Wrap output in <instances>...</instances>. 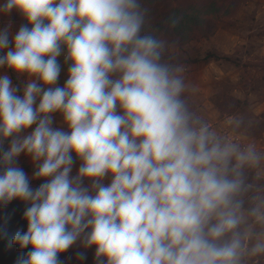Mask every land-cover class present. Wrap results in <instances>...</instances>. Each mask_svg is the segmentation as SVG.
I'll list each match as a JSON object with an SVG mask.
<instances>
[{
    "label": "clouds",
    "instance_id": "obj_1",
    "mask_svg": "<svg viewBox=\"0 0 264 264\" xmlns=\"http://www.w3.org/2000/svg\"><path fill=\"white\" fill-rule=\"evenodd\" d=\"M0 12L24 21L0 29V204L25 203L12 243L29 249L16 264H63L77 245L95 264L264 255V195L249 179L264 152L191 108L141 0H4Z\"/></svg>",
    "mask_w": 264,
    "mask_h": 264
},
{
    "label": "rangeland",
    "instance_id": "obj_2",
    "mask_svg": "<svg viewBox=\"0 0 264 264\" xmlns=\"http://www.w3.org/2000/svg\"><path fill=\"white\" fill-rule=\"evenodd\" d=\"M3 2L0 0V4ZM141 3L147 9L145 32L165 41L164 56L173 54L182 58L180 65L185 68L187 85L185 98L191 108L242 143H253L264 152V0H141ZM13 14L0 12V29L10 26L11 32L16 31L10 22ZM192 15L213 20L215 30L208 39L193 37L198 30L190 21ZM168 18L179 19L185 33L182 46L171 45ZM3 71L6 70H0ZM65 71L62 65L58 82L61 86ZM9 74L14 82H23L16 81L15 74ZM229 118L241 120L239 128L228 125ZM18 164L31 177L30 159L22 155ZM249 179L255 186L250 195H264V163L261 169L249 171ZM31 183L35 188L40 181ZM25 208L20 200L0 204V264H16L18 257L29 251L27 248L20 251L18 245L8 248L9 234L27 230ZM77 252H84L87 258L78 260ZM60 259L63 264H95L94 250L78 245L60 254ZM248 264H264V255L249 260Z\"/></svg>",
    "mask_w": 264,
    "mask_h": 264
},
{
    "label": "trees",
    "instance_id": "obj_3",
    "mask_svg": "<svg viewBox=\"0 0 264 264\" xmlns=\"http://www.w3.org/2000/svg\"><path fill=\"white\" fill-rule=\"evenodd\" d=\"M167 20H169V22L167 21L168 22L167 24L169 26L168 38H169V40H171V45L175 46V47L182 46L184 43V40H185V33H184L182 27L180 26L179 19L178 18H172V19L168 18ZM190 21L198 30V34L193 36L197 40L198 39L199 40L200 39H208V37L215 30V25H214L213 20L211 18L207 17L205 19H201L197 15H192L190 17ZM10 22L13 26V29L17 30L20 22H24V21L22 20L20 15L15 12V14H13L12 18H10ZM164 57H165L166 61L171 62L173 64L180 65L182 62L181 57L175 56L173 54H168L167 56H164ZM16 233H17V231H13L11 234H9L8 248L9 247L14 248L15 246H17L16 244L12 243L13 237L15 236ZM19 250L22 251L21 249H19ZM92 250H94V249H92Z\"/></svg>",
    "mask_w": 264,
    "mask_h": 264
}]
</instances>
